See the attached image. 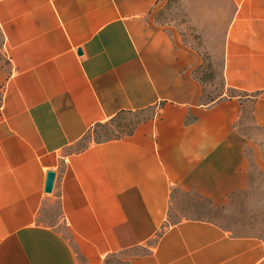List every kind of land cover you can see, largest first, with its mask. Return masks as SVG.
<instances>
[{
  "label": "crops",
  "instance_id": "crops-1",
  "mask_svg": "<svg viewBox=\"0 0 264 264\" xmlns=\"http://www.w3.org/2000/svg\"><path fill=\"white\" fill-rule=\"evenodd\" d=\"M159 1L0 0L10 67L0 264H95L142 247L135 264H264L258 236L200 217L171 220L178 191L224 207L249 191L255 169L264 176V144L240 129L243 98L227 94H256L253 120L264 130V0H230L225 93L213 102L195 76L201 57L156 24ZM192 1L194 11L218 6ZM149 109L133 135L90 139L119 113Z\"/></svg>",
  "mask_w": 264,
  "mask_h": 264
},
{
  "label": "rangeland",
  "instance_id": "rangeland-1",
  "mask_svg": "<svg viewBox=\"0 0 264 264\" xmlns=\"http://www.w3.org/2000/svg\"><path fill=\"white\" fill-rule=\"evenodd\" d=\"M192 0H160L155 8V22L165 28L173 40L194 49L201 57V66L196 68L195 76L203 87V99L209 102L220 94L225 93L223 85V41L229 21L232 5L230 0H218L216 9H209L204 1L201 9L193 10ZM220 4H223L222 6ZM198 8V7H197ZM10 74L9 62L3 49V40L0 34V105L3 96V84ZM229 96L243 98V112L240 129L244 130L255 144H264V130L258 127L253 120V107L257 100L256 94L246 97L242 92L228 91ZM153 109L126 113L113 124L96 126L90 133L93 141H102L114 136L116 131L124 133L154 116ZM254 182L249 191L240 193L228 206L215 207L195 195L178 191L175 194L177 204L174 207L172 221L183 218L210 220L221 227L231 230L235 235L258 236L264 240V176L256 169ZM53 219L58 220L59 205L54 201L50 206ZM147 248L127 251L105 257L95 264H135L146 255ZM79 264H87L80 260Z\"/></svg>",
  "mask_w": 264,
  "mask_h": 264
},
{
  "label": "trees",
  "instance_id": "trees-1",
  "mask_svg": "<svg viewBox=\"0 0 264 264\" xmlns=\"http://www.w3.org/2000/svg\"><path fill=\"white\" fill-rule=\"evenodd\" d=\"M223 85L225 86V83H224V76H223ZM235 92H236V91H235ZM242 93H244V92H242ZM223 94H224V93L220 94V96H218V97H216V98H214V99H211L210 101H211V102L215 101V99H217V98L223 96ZM244 94H245L246 97H250L248 93H244ZM232 96H233V95H231L230 97H232ZM233 97H236V96H233ZM241 99H242V97H241ZM126 113H132V112H130V111H123V112L119 113L118 115H116L115 117H113L112 119H110L109 121H107V122H105V123H101V124H99V125H97V126H102V125L107 124V123H109V124H113L117 119L121 118V117H122L124 114H126ZM139 124H140V123H139ZM139 124L135 125V126L132 128V130H130V131L127 132V133H124V132H122V131H116V134H115L114 136H110V137H108V138H106V139H104V140H102V141H96V142L101 143V142H107V141H111V140H119V139H122V138H125V137H129V136L133 135L134 131L136 130V128H137V126H138Z\"/></svg>",
  "mask_w": 264,
  "mask_h": 264
},
{
  "label": "water",
  "instance_id": "water-1",
  "mask_svg": "<svg viewBox=\"0 0 264 264\" xmlns=\"http://www.w3.org/2000/svg\"><path fill=\"white\" fill-rule=\"evenodd\" d=\"M80 53H81V51H80ZM55 177H56V174L54 172H52V171L48 172L46 184H45V192L46 193H52L53 192Z\"/></svg>",
  "mask_w": 264,
  "mask_h": 264
}]
</instances>
